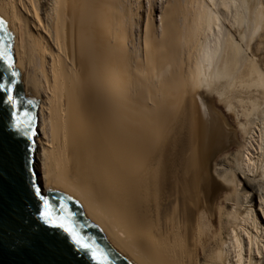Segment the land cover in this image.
I'll return each mask as SVG.
<instances>
[{
    "label": "bare ground",
    "instance_id": "1",
    "mask_svg": "<svg viewBox=\"0 0 264 264\" xmlns=\"http://www.w3.org/2000/svg\"><path fill=\"white\" fill-rule=\"evenodd\" d=\"M247 1L0 0L40 100L38 182L131 264H264V0Z\"/></svg>",
    "mask_w": 264,
    "mask_h": 264
},
{
    "label": "water",
    "instance_id": "2",
    "mask_svg": "<svg viewBox=\"0 0 264 264\" xmlns=\"http://www.w3.org/2000/svg\"><path fill=\"white\" fill-rule=\"evenodd\" d=\"M13 37L4 23L0 25V53L12 62L9 69L0 60V84L8 89H0V264H98L101 260L103 264H131L118 242L90 221L74 198L51 187L45 192L38 182L34 163L40 100L24 92ZM9 95L15 106L9 102ZM33 185H38L49 201L53 219L73 228L82 243L95 251V259L90 251L77 249L66 233L40 222L42 205ZM21 240L28 243L21 244Z\"/></svg>",
    "mask_w": 264,
    "mask_h": 264
},
{
    "label": "snow or ice",
    "instance_id": "3",
    "mask_svg": "<svg viewBox=\"0 0 264 264\" xmlns=\"http://www.w3.org/2000/svg\"><path fill=\"white\" fill-rule=\"evenodd\" d=\"M2 24H3V21H0V25H2ZM0 60L5 61L7 63V65H8L9 69L12 68L11 59L6 57L2 53H0ZM12 75L15 76L16 73L12 72ZM0 89H3L5 91L8 90L6 88V86L3 85V84H0ZM8 100L13 106H15V101H14L12 95L8 96ZM18 131H20V130L18 129ZM22 134L23 135H27L26 132H23ZM32 190H33L34 195L41 201L42 210H41V212L39 213V216H38V219L40 220V222L43 225H45V226H47L49 228H54V229H57L58 231L66 233L72 239V241H73V243H74V245H75V247L77 249H83L85 251H90L92 258L95 259L96 258L95 251L89 249L86 244L82 243L81 239H79L77 237V234L73 230V228L67 226L66 223L57 222L56 220L53 219V217H52V215H51V213L49 211V208H50L49 201L44 196L41 195L40 187L38 185H33ZM19 243L27 244L28 241L21 240V241H19ZM98 264H103V261L102 260L98 261Z\"/></svg>",
    "mask_w": 264,
    "mask_h": 264
},
{
    "label": "rangeland",
    "instance_id": "4",
    "mask_svg": "<svg viewBox=\"0 0 264 264\" xmlns=\"http://www.w3.org/2000/svg\"><path fill=\"white\" fill-rule=\"evenodd\" d=\"M257 1L258 0H248L247 1V4H248L247 8L249 9V13L248 14L251 13L250 10H252L253 6L257 3ZM220 110H221L222 114H224V115H226L228 117V122L231 123L236 128V120L232 116V114H230L229 112H227V110L224 107H221ZM231 117H232V120H231Z\"/></svg>",
    "mask_w": 264,
    "mask_h": 264
}]
</instances>
